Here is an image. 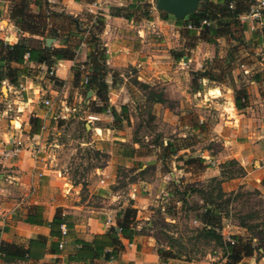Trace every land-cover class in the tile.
Returning a JSON list of instances; mask_svg holds the SVG:
<instances>
[{"label":"rangeland","instance_id":"obj_1","mask_svg":"<svg viewBox=\"0 0 264 264\" xmlns=\"http://www.w3.org/2000/svg\"><path fill=\"white\" fill-rule=\"evenodd\" d=\"M155 1L142 2L131 11L133 22L147 25L156 15L153 11L167 15L155 10ZM87 2L93 0H40L46 29L64 26L62 33L76 32L50 38L49 43L66 46L73 58L50 68L31 65L30 75L21 80L25 89L1 81L0 125L17 126L12 119L20 102H27L20 112L24 115L22 133L32 138L35 125L31 121L41 116L37 134L41 146L34 144V157L53 160L63 180L83 199V206L114 218L125 207L134 208L140 250L157 255V264H226L219 247L195 236L204 226V214L193 189H209L217 182L226 194L239 193L219 217L217 230L224 239L249 237L237 223L238 213L254 212L247 223L263 221L264 112L259 95L263 85L250 80L255 71L264 73L263 47L254 48L247 40L250 28L242 33V41L219 37L206 43L175 25L169 14L165 21L170 25L159 27L158 32L149 29L141 43L133 30L134 35L127 38L133 53L112 63L104 44L106 24L101 13L125 16L129 10L104 0L96 6ZM12 5V1L0 0V34H6L5 27L12 23ZM29 5L31 13H36ZM98 15L104 18L100 29L95 21ZM70 18L75 22L69 23ZM89 27L96 29L93 32L106 55L107 102L117 112L121 105L127 108L128 120L120 124L109 113L95 112L100 102L82 86ZM255 28L264 33V21L262 25L254 21ZM128 29L131 33L132 28ZM23 35L30 37L33 46L45 45L42 36ZM17 36L22 33L17 31ZM228 52L231 60L223 69ZM115 54L111 51L110 56ZM72 65H78L79 75L70 70ZM202 72L213 73L216 80L200 78ZM239 87L247 101L232 115L223 108V96L212 98L207 92L218 88L232 97L233 89ZM167 142L177 147L175 153L163 149ZM261 227L251 235V255L237 264H264V236L262 242H255L264 231Z\"/></svg>","mask_w":264,"mask_h":264},{"label":"trees","instance_id":"obj_2","mask_svg":"<svg viewBox=\"0 0 264 264\" xmlns=\"http://www.w3.org/2000/svg\"><path fill=\"white\" fill-rule=\"evenodd\" d=\"M12 1L13 5L9 11V18L13 25L21 32L29 35L42 36L46 38L58 39L76 35V32L67 30L62 33L64 26L50 27L46 29L45 15L40 11V0H8ZM15 2V3H14ZM146 5V0H129L126 7L128 9H139L141 3ZM254 0H202L199 2L194 12L189 13L184 18L175 20L176 25H182L186 32L196 37V39L206 43H213L216 38L229 37L237 41L243 40L242 33L247 30V26L239 21V16L249 12L250 8L256 3ZM32 4L36 13H31L30 5ZM261 19L264 21V7L260 9ZM164 18L167 17L163 14ZM69 23L75 21L70 18ZM205 24H200L201 21ZM95 21L99 24L98 28L103 25L104 18L101 15L95 16ZM190 24L192 28H186ZM254 28V27H253ZM250 29L248 41L252 43V47L258 46L264 49V33L259 29ZM249 29V28H248ZM94 27H89L88 36L85 40L87 51L85 54L84 63L87 70L85 71L86 78L82 86L87 91H91L95 98L100 102L93 109L98 113H109L113 121L120 122L128 120L126 114L127 108L121 105L117 112L112 105L107 102V82L105 76L107 68L105 64V51L98 44ZM238 33V34H237ZM237 34V35H236ZM29 38L22 35L13 43H7L0 39V82L6 80L10 85L17 86L21 80L30 75L29 64H44L47 68L53 66L59 60H71L73 51L71 52L66 46L51 47L46 45L33 46L29 44ZM76 47V45H74ZM231 60V53L228 52L224 58L223 69L228 68ZM71 71L76 75L81 73L78 65H72ZM200 78L208 80H216L213 73L202 72ZM250 80L256 82L263 88L259 90V95L263 103L264 112V73L255 71L250 76ZM247 95L242 87L233 89V103L236 109H242L246 105ZM35 125L36 130L40 125V119L35 117L31 121ZM163 149H167L169 153H175L177 147L171 142H167ZM202 161V159H198ZM261 186L264 189V177L261 179ZM202 202L204 214V226L195 234L198 240L204 242H213L222 251V254L227 259L226 264H237L242 257L251 255L253 245L251 243L252 233L257 228L264 226L263 221L259 223H247V219L254 215V212L246 211L243 214L238 213L237 223L244 228L249 237L245 240L239 235H232L230 240L224 239L218 232L219 217L221 211L228 207L229 203L239 197V193L226 194L220 187L219 183H215L212 188L193 189ZM134 208L125 207L122 212H117L115 217V227L110 226L102 233L93 234L90 240H84L77 237L72 231V223L70 217L62 213V209L57 207L50 221L47 223L49 227L50 239L48 248L49 253H58L61 248L58 247V242L63 239L60 233V225L65 227V235L71 238V251L65 257V262H80L81 264H94V262L103 260H119L120 254L123 251L121 238L130 241L135 235ZM26 217L28 223H36L38 220L35 214ZM261 237H255V242H260L264 236V231L259 234ZM231 241V242H230ZM262 242V241H261ZM46 248V237L37 235L29 238L26 245L16 244L13 242H0V260L5 263L15 261H27L29 259H39ZM118 264H133L131 261H119Z\"/></svg>","mask_w":264,"mask_h":264},{"label":"crops","instance_id":"obj_3","mask_svg":"<svg viewBox=\"0 0 264 264\" xmlns=\"http://www.w3.org/2000/svg\"><path fill=\"white\" fill-rule=\"evenodd\" d=\"M93 1L99 4V0ZM104 1L116 7L126 6L129 2V0ZM146 1L148 2V0ZM86 5L90 4L87 2ZM128 10L125 16L109 12L101 13L105 17L106 24L103 31L106 52L111 54V51H116L114 56L108 55L112 63L128 59L130 54L133 53V45L129 44L127 39L131 38L129 37L130 34L134 35L132 34L133 30L136 33L133 37L139 39H136L137 43H141L149 29L151 32H158L156 30L159 27L170 25L165 21L170 15L167 14V17L164 18L163 14L160 15L156 11H153V14L155 12L156 15L147 21V25L136 24L135 22L137 21L133 22V14L131 12L135 10ZM172 18L175 24L176 19L173 16ZM128 28H132L131 33ZM4 30L8 34L1 33L0 39L7 43L15 42L18 37L17 31L19 30H16L10 22ZM61 63L62 60H59L58 64L60 65ZM31 65L29 64V66ZM207 92L212 98L223 96V100L227 103L223 105V108L227 109L226 114H236V110H240L235 108L233 96L221 93L218 88H210ZM20 103L19 109L16 111L18 114L12 119V122L18 125L10 124L7 127L0 125V242L26 245L29 238L42 235L46 237V248L39 259L10 263L0 260V264H81L80 262L64 261L65 255L72 248V240L67 235H64L63 239H61L63 244L60 252L49 253L46 250L50 239H54L49 236L47 223L52 218L55 209L60 207L62 213L70 217L73 233L84 240H90L93 234L102 233L110 226L115 227L116 217L103 216V213H98L99 211L83 206L81 204L83 199H80L78 192L74 190V186L63 180L65 179L63 173L57 168L56 163L53 160H47L46 157H34L33 149L35 147L34 144L39 143L37 138L39 131L35 128L31 133L32 138L22 133V118L24 115L20 112L24 111L23 107L24 104L27 105V102ZM36 117L41 122V116L37 115ZM15 146L18 147V151L15 154L7 153L10 148ZM31 214H35L38 222L28 223L26 221L28 215H30V218L32 217ZM121 242L123 251L119 260H100L94 262V264H118L120 260L131 261L133 264L158 263V257L154 253H150V251L141 252L140 241L136 239V235L130 241L121 238Z\"/></svg>","mask_w":264,"mask_h":264},{"label":"water","instance_id":"obj_4","mask_svg":"<svg viewBox=\"0 0 264 264\" xmlns=\"http://www.w3.org/2000/svg\"><path fill=\"white\" fill-rule=\"evenodd\" d=\"M200 1L202 0H156L154 7L172 15L174 19L179 20L189 13L194 12ZM50 42V38L45 39L46 46H48ZM87 93L89 94L91 91Z\"/></svg>","mask_w":264,"mask_h":264},{"label":"built area","instance_id":"obj_5","mask_svg":"<svg viewBox=\"0 0 264 264\" xmlns=\"http://www.w3.org/2000/svg\"><path fill=\"white\" fill-rule=\"evenodd\" d=\"M90 5L92 6H96L97 2L93 1L92 3H90ZM264 7V0H257V2L250 8L249 12L244 13L242 15L239 16V21L241 23H244L248 28L252 29L254 27V21L256 24L262 25L263 20L261 19V13H260V9ZM206 22L203 20L200 22V24H205ZM187 28H192L190 24L186 25ZM86 80V78H84V81ZM16 87L23 89V84L19 83ZM44 103H47V100H44ZM18 151V147L15 146L13 148H10L7 153L13 155ZM60 233L62 236L65 235V227L63 224H61L60 226ZM230 240V239H227ZM231 242V241H230ZM63 244V240H60L58 242V247L61 248Z\"/></svg>","mask_w":264,"mask_h":264}]
</instances>
